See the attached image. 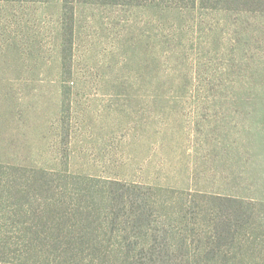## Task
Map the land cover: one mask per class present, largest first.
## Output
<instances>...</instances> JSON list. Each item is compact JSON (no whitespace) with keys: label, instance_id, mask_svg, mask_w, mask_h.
Masks as SVG:
<instances>
[{"label":"rangeland","instance_id":"374dc122","mask_svg":"<svg viewBox=\"0 0 264 264\" xmlns=\"http://www.w3.org/2000/svg\"><path fill=\"white\" fill-rule=\"evenodd\" d=\"M117 185L264 264V0H0V264H67L51 235Z\"/></svg>","mask_w":264,"mask_h":264},{"label":"trees","instance_id":"16d2710c","mask_svg":"<svg viewBox=\"0 0 264 264\" xmlns=\"http://www.w3.org/2000/svg\"><path fill=\"white\" fill-rule=\"evenodd\" d=\"M117 186L109 188L108 192L104 190L102 194H96L102 200L107 192L105 199L111 205L106 204L104 217L92 215L96 208L87 213L77 212V224L64 223V229L59 226L64 231L61 235H51L49 242L58 239L64 242L63 247L51 251L57 252L65 263L197 264L202 260L200 264H203V259H206L210 262L208 264H213L217 259L225 257L219 243H216L218 247L215 249H208L209 243L205 239L202 242L196 240L205 250L195 247L187 250L186 246L191 245L187 235L176 234L172 230L156 231L158 236L149 233L146 227H151L156 221L154 210L148 208L153 206L151 199L155 193L150 190L139 192L142 189L136 191L137 188H133L135 191L128 188L129 191L121 185ZM90 198L94 200L92 196ZM134 205L136 213L130 211ZM144 227L146 232L142 231ZM100 228H105L106 232L100 233ZM191 243L194 245L195 241L191 240ZM174 245L178 248L176 251L172 249ZM0 261L5 262L1 258Z\"/></svg>","mask_w":264,"mask_h":264}]
</instances>
